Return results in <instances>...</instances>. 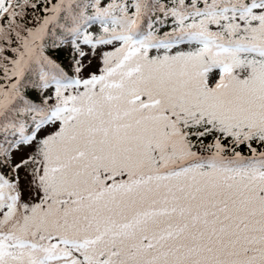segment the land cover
Masks as SVG:
<instances>
[{"label": "snow or ice", "instance_id": "obj_1", "mask_svg": "<svg viewBox=\"0 0 264 264\" xmlns=\"http://www.w3.org/2000/svg\"><path fill=\"white\" fill-rule=\"evenodd\" d=\"M0 264H264V0H0Z\"/></svg>", "mask_w": 264, "mask_h": 264}]
</instances>
